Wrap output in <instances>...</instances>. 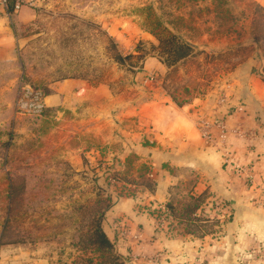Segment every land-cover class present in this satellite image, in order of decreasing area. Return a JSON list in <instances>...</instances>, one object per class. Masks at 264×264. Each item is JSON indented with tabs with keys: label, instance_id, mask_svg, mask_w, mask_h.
Returning <instances> with one entry per match:
<instances>
[{
	"label": "crops",
	"instance_id": "1",
	"mask_svg": "<svg viewBox=\"0 0 264 264\" xmlns=\"http://www.w3.org/2000/svg\"><path fill=\"white\" fill-rule=\"evenodd\" d=\"M21 1L17 10L20 16L32 18L34 8L24 9L43 0ZM254 1L264 9V0ZM10 15L0 12V130L15 121L14 140L24 144L36 134L34 124L30 132L21 128L15 108L23 79L18 69L22 41L14 32ZM115 29L111 24L110 33L122 37L119 42L127 44L134 56L140 53L135 40L155 44L147 31L137 29L130 35L122 30L119 35ZM232 32L215 39L208 35L201 43L187 41L196 52L204 49L209 54L233 55L215 89L183 102H178L166 88L167 68L153 54L145 56L136 75L130 82L122 81L124 84L115 79L92 83L77 77L47 85L46 107L55 116L46 133L49 151L38 154L37 161L47 158L52 162L48 170L55 174H64L68 169L71 175L62 193L69 192L68 185L77 180L78 187L73 190L77 197L88 192L96 199L97 186L104 182L100 178L102 170L92 167L98 159H108L100 154V147H114L113 167L118 169H122L126 156H132L127 173L132 179V194L115 193L102 223L108 238L123 255H130L131 250L138 255L160 257L151 264H264V39L252 30L239 34V38ZM150 74H154L153 80L145 83ZM214 115L222 118L229 129L238 128L248 136L230 132L223 143L207 142L198 120ZM226 153L241 160L253 159L256 180L262 187L247 186L231 165L225 164ZM61 162L63 170H59ZM142 166L149 168V176H139ZM90 169L96 172L94 176L89 175L93 173ZM88 175L97 183H92ZM189 178L193 195L205 193L226 203L228 217L222 235L216 239L208 235L202 239L193 235L173 237L157 230L149 208L166 207L174 199L176 186ZM145 180L153 183L152 189Z\"/></svg>",
	"mask_w": 264,
	"mask_h": 264
},
{
	"label": "rangeland",
	"instance_id": "2",
	"mask_svg": "<svg viewBox=\"0 0 264 264\" xmlns=\"http://www.w3.org/2000/svg\"><path fill=\"white\" fill-rule=\"evenodd\" d=\"M29 8H34L32 18L20 16V11L9 17L14 32L22 41L18 69L23 81L45 92L48 84L64 78L79 77L92 83L108 79L130 82L145 56L153 54L164 61L167 68L166 88L178 102H183L215 89L219 77L229 68L226 64L233 54L215 55L202 49L179 59L180 54L168 32L192 43L205 42L208 35L215 39L232 31L239 38L252 30L264 39V9L254 0H224L221 4L218 0H43L24 10ZM156 16L165 28L158 26ZM111 24L119 35L122 30L129 31L130 35L137 29L147 31L155 44L135 40L140 53L134 56L127 44L119 42L122 37L110 33ZM117 53L124 58H115ZM127 55L132 56L125 58ZM18 115L23 124L21 128L30 132L35 119ZM14 124L12 121L7 125L0 139V264H112L114 253H120L117 248V252L108 253L96 250L92 242L96 219L108 204L105 201L97 204L88 192L78 198L73 192L78 187L77 180L67 184L69 192L62 193L71 173L67 169L66 176L52 181L50 175L54 172L48 170L52 162L37 161V153L26 154L30 139L24 144L15 141ZM48 144L42 143L41 156L49 151ZM99 149L108 159L116 155L111 145ZM6 156L9 161L2 166ZM58 164L59 170H63V163ZM8 171L13 173L12 202L5 197L10 181L4 176ZM57 189L59 192H53ZM191 189L190 178L176 186L174 199L169 202L176 208L174 214L163 205L149 208L157 221V230L173 237H220L228 217L225 201L211 199L208 195H193ZM196 197L200 199L194 201ZM193 203H199L195 223L184 216L188 205ZM7 207H10L9 214ZM5 218L9 223L3 229ZM200 248L204 247L200 245ZM119 256L121 264H151L160 259L131 250L130 255Z\"/></svg>",
	"mask_w": 264,
	"mask_h": 264
},
{
	"label": "trees",
	"instance_id": "3",
	"mask_svg": "<svg viewBox=\"0 0 264 264\" xmlns=\"http://www.w3.org/2000/svg\"><path fill=\"white\" fill-rule=\"evenodd\" d=\"M191 1V0H189ZM212 1H216V0H212ZM218 2L221 4L224 2V0H218ZM14 0H9V12L13 13L15 12L14 10ZM156 21L158 26H162L165 28L163 22L156 16ZM155 35V33H154ZM168 36L171 38V40L174 42V44L176 45V51L178 52V54H180L179 59H183L186 58L187 56L191 55L194 51V48L190 45V43H188L187 41H185L184 39H182V37H180V35L174 33V32H168ZM182 36V35H181ZM138 47H136L137 49ZM139 49V48H138ZM176 52V53H177ZM132 55H127L125 58H130ZM115 58H117L118 60H122L124 57H122V55H119L118 53L116 54ZM164 62V61H163ZM165 64V63H164ZM23 81V79H22ZM25 82V81H23ZM26 83V82H25ZM29 84V83H28ZM31 85V84H29ZM32 86V85H31ZM35 89H39L41 90L44 95H47L48 90H46V92L40 88V87H35L32 86ZM55 116V112L50 109L49 107H45V109L43 110V112L39 115V116H33V118L35 119L34 121V131L36 134V137L32 140H30V142L27 144V149L25 151L26 154L31 153L39 154L40 152V148L42 146V143L45 141L47 142V144L49 143L46 138H47V131L49 130V127H51V118H53ZM3 130H0V139H1V135ZM5 145L8 146V143H5ZM9 145L12 146V144L9 143ZM49 146V144H48ZM49 148V147H48ZM99 148V147H98ZM102 148V147H100ZM23 159V158H22ZM47 160V162L49 161L47 158L42 157L41 160ZM9 161L8 157L6 156L4 162L1 164L2 166L6 165V162ZM12 161V159H11ZM62 163V162H61ZM63 167V166H62ZM132 167V156L131 154H129L128 156L125 157L124 161H123V168L122 169H114L112 170V173H110V176H116L128 183L132 182V179H130V177H128L127 173L129 172V170ZM55 173H51L50 178H53L52 181H55L56 179L60 178V176L64 177L66 176V174H55V176L53 175ZM150 174V170L147 166H142L139 169V176H149ZM6 179H8L9 185L7 187L6 193H5V197L7 200H9V202H12V197L14 195V191H13V186L11 184L12 179L11 177H13V173L11 171H8L5 173L4 176ZM101 179H103L104 184L102 186H97V191H96V203H101L102 201H105L108 205L106 206V208L99 213V217L98 219H96V228L93 231V235H94V239H92L93 243H95V245L97 246L96 250H100V251H106V252H112L113 250L116 251V247H115V243H113L107 236L106 232L103 229L102 223L103 220L105 218V212L106 210L111 206L112 201H113V197L116 193L117 196H121V193H117L112 191V189H110L109 187V183L106 181L107 178L105 177H100ZM10 179V180H9ZM97 183V181H95ZM145 184L148 186V188L152 189L153 188V183L150 180H145ZM49 188V187H48ZM60 190V189H57ZM56 191V190H55ZM53 191V192H55ZM202 195H205V193L200 194L199 196L201 197ZM198 199H200L199 197L194 198V201H197ZM166 207L171 211L172 214H174L176 212V208L175 206H173L172 203H167ZM199 207V203H193L192 205H188L187 210H185L184 212V216L186 217V219L188 218V220H190L191 223H195L198 221V218H196V213L195 210L198 209ZM7 212L8 214L10 213V207H7ZM184 216H181V218H183ZM8 218H5L3 221V229H6L8 226ZM91 242V243H92ZM117 252V251H116ZM119 253V252H118ZM121 253H119L120 255ZM118 254L116 255L114 253V255L112 256V264H121L120 261H118V259H121V256H119Z\"/></svg>",
	"mask_w": 264,
	"mask_h": 264
},
{
	"label": "built area",
	"instance_id": "4",
	"mask_svg": "<svg viewBox=\"0 0 264 264\" xmlns=\"http://www.w3.org/2000/svg\"><path fill=\"white\" fill-rule=\"evenodd\" d=\"M22 1L21 0H14V10L17 11L21 8ZM9 0H0V12L9 15ZM153 75H147L145 79V83H148L153 80ZM46 107L45 103V95L44 93L39 90L33 88L28 83L20 81V90L18 97L16 99L15 108L16 112L21 115H27L30 117L39 116ZM198 126L201 131L203 138L209 142L213 143L215 140L219 142H224L230 132L238 134L239 137H246L248 134L238 128L229 129L227 124L222 118H218L217 116H211L209 119L202 117L198 120ZM216 133V135H214ZM249 136H254L253 134H249ZM253 138V137H252ZM252 149H249V153ZM100 154L103 155L104 153ZM113 156V155H112ZM114 159V157H113ZM113 159H98L95 168L101 169L100 177H108L107 182L109 183L110 189H115L117 193H121L122 195H130L132 191L130 190L132 184L116 177L110 176L112 170L118 169L116 167L113 168L114 161ZM224 162L226 165H231L232 169L238 174L244 181L245 184L249 187H253L256 185L257 187L261 188L262 186L256 180V163L253 159H239L234 155L226 153L224 156ZM105 166H104V165ZM123 168V165L122 167ZM264 188L262 187V191Z\"/></svg>",
	"mask_w": 264,
	"mask_h": 264
}]
</instances>
